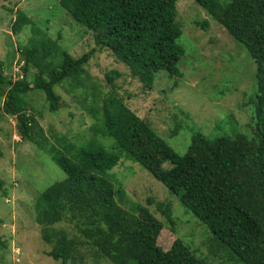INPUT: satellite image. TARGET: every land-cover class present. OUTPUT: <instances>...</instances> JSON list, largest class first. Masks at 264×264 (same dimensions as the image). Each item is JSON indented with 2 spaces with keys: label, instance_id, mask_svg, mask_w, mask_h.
I'll return each mask as SVG.
<instances>
[{
  "label": "trees",
  "instance_id": "16d2710c",
  "mask_svg": "<svg viewBox=\"0 0 264 264\" xmlns=\"http://www.w3.org/2000/svg\"><path fill=\"white\" fill-rule=\"evenodd\" d=\"M59 1L77 22L94 32L101 48H108L146 85L153 84L161 69L180 72L184 49L178 43L182 27L176 19V0ZM195 1L244 44L256 62L252 142L235 136L212 139L195 132L186 151L178 153L117 92L91 83L87 65L96 48L74 56L23 10H16L13 33L30 24L33 35L27 44L15 47L12 42L5 63L0 61L2 111L16 117L21 138L46 149L66 173L40 194L36 206L42 238L53 242L47 254L62 264L76 261L75 238L57 228L49 234L45 226L63 216L74 224L84 243L112 264H209L179 237L163 249L158 244L163 222L139 202L133 203V210L120 203L126 193L109 172L124 160L145 167L177 196L209 228L215 247L223 248L232 264H264V0ZM196 23L209 28L208 19ZM16 49L22 64L13 76ZM121 75L119 69H111L106 80L113 83ZM58 85L76 100L81 98L76 90L82 89L83 107L95 120L89 127L94 135L87 143L77 145L65 134H59L56 144L48 142L34 116L29 93L42 91L54 112L60 107ZM96 135L113 138V145L106 146ZM0 194H9L2 178ZM159 208L174 223L172 202ZM5 246L0 236V249Z\"/></svg>",
  "mask_w": 264,
  "mask_h": 264
},
{
  "label": "rangeland",
  "instance_id": "374dc122",
  "mask_svg": "<svg viewBox=\"0 0 264 264\" xmlns=\"http://www.w3.org/2000/svg\"><path fill=\"white\" fill-rule=\"evenodd\" d=\"M17 9L30 16L39 29L57 38L62 48L74 56L96 48L87 65L91 83L105 91L117 92L178 153L186 151L195 132L212 139L235 136L236 140L253 141L256 62L245 45L195 0H176V19L182 27L178 43L184 49L178 64L180 72L161 69L151 86L132 76L128 66L117 60L108 48H101L94 32L77 22L59 0H0V61L5 63L12 42L15 47L27 44L33 35L30 24L13 33ZM198 19H208L209 28L204 30L196 23ZM15 52L13 76L21 71L22 64L19 50ZM111 69H119L122 75L108 83L106 72ZM55 91L60 107L54 112L50 111L42 91L29 93L32 112L43 127L47 141L56 144L59 134H65L77 145L87 143L91 134L94 135L89 127L95 120L83 107L82 89L76 90L80 100L61 85L55 86ZM2 104L3 97H0V178L9 186V194L7 197L0 194L3 221L0 236L6 241V246L0 249V264H62L47 254L53 242L42 238L36 206L40 194L54 182L63 180L66 173L46 149L21 138L16 117L4 114ZM96 138L108 147L114 143L110 137L96 135ZM163 165L170 163L163 161ZM109 175L121 181L126 195L119 201L124 207L133 210V203L139 202L163 222L158 236V244L163 249H168L179 237L209 264H232L223 248L215 247L209 228L145 167L124 160ZM169 201L174 223L159 208ZM45 227L49 234L52 228H57L75 238L76 261L66 264H112L97 249L83 242L84 238L65 216L57 222H48Z\"/></svg>",
  "mask_w": 264,
  "mask_h": 264
}]
</instances>
